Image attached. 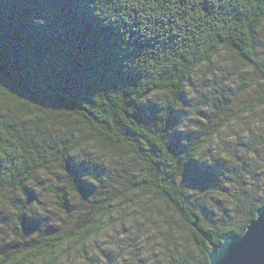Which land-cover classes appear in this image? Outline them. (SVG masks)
<instances>
[{
  "label": "trees",
  "instance_id": "obj_1",
  "mask_svg": "<svg viewBox=\"0 0 264 264\" xmlns=\"http://www.w3.org/2000/svg\"><path fill=\"white\" fill-rule=\"evenodd\" d=\"M263 19L264 0H0V264H209L204 237L243 235L264 136L242 159L228 118L195 133L178 109L221 54L264 77Z\"/></svg>",
  "mask_w": 264,
  "mask_h": 264
},
{
  "label": "rangeland",
  "instance_id": "obj_2",
  "mask_svg": "<svg viewBox=\"0 0 264 264\" xmlns=\"http://www.w3.org/2000/svg\"><path fill=\"white\" fill-rule=\"evenodd\" d=\"M255 44L258 60L264 66V19L257 27ZM215 85H218L219 93L212 90V86ZM187 100V104H182L178 109L183 129L196 133V130L207 126L208 121L219 123L220 119L225 117L230 122L224 130L222 139L226 146L231 147L232 151L242 159L249 158L252 150L254 151L256 160L251 161H255L256 166L254 164L255 168L252 170L258 181L254 185L241 184L238 191L243 197H248L246 200L259 199L264 194V151L259 150H264V147L258 145L261 140L251 141L248 146L251 153L241 154L239 145L244 144L246 147L247 136L250 137L251 134L264 136V77L252 67L229 64L221 54L210 69L196 73L194 87L187 93ZM212 162L225 168L230 165V158L220 144L212 150L208 163ZM224 193L233 194V187L225 189ZM15 197L18 198V195ZM222 206L226 207L223 213L231 215L227 210V203ZM10 212L11 209L0 200V220L6 222L7 218L11 220L13 216ZM1 221L0 246L11 241L8 237L10 231L1 224ZM114 238L115 234L111 235L107 241L101 243L100 247L112 261H116L118 255Z\"/></svg>",
  "mask_w": 264,
  "mask_h": 264
},
{
  "label": "water",
  "instance_id": "obj_3",
  "mask_svg": "<svg viewBox=\"0 0 264 264\" xmlns=\"http://www.w3.org/2000/svg\"><path fill=\"white\" fill-rule=\"evenodd\" d=\"M209 264H264V207L257 211L243 235H230L220 245L211 243Z\"/></svg>",
  "mask_w": 264,
  "mask_h": 264
}]
</instances>
